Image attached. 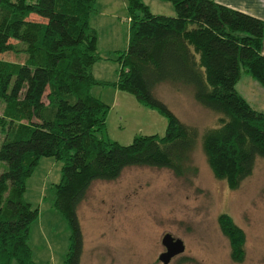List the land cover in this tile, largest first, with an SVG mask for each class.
<instances>
[{
  "label": "trees",
  "instance_id": "trees-1",
  "mask_svg": "<svg viewBox=\"0 0 264 264\" xmlns=\"http://www.w3.org/2000/svg\"><path fill=\"white\" fill-rule=\"evenodd\" d=\"M125 50L118 52L116 80L97 82L99 60L88 20L96 0H0V264H34L27 244L37 216L23 201L25 180L41 157L61 163L53 207L70 230L63 264H79L81 234L76 210L94 181L109 182L128 167L187 171L198 140L157 100L160 84L191 91L192 100L218 115L217 127L200 137L205 162L230 190L264 160V112L235 90L241 70L264 89L260 20L210 0H160L174 16L151 14L143 0H124ZM17 55H24L17 62ZM110 86L166 119L161 137L137 135L122 146L106 138L108 107L89 94ZM47 102L44 105L42 97ZM72 99V100H71ZM230 259L241 262L244 235L229 216L217 218Z\"/></svg>",
  "mask_w": 264,
  "mask_h": 264
},
{
  "label": "rangeland",
  "instance_id": "rangeland-1",
  "mask_svg": "<svg viewBox=\"0 0 264 264\" xmlns=\"http://www.w3.org/2000/svg\"><path fill=\"white\" fill-rule=\"evenodd\" d=\"M145 1L152 14L174 16L169 3ZM117 17L111 23L94 15L97 23H88L95 32L99 56L91 75L99 83L116 80V56L126 48V14ZM23 57L17 55L15 60L22 62ZM113 89L95 85L89 93L108 107V140L125 146L137 135H163V116L127 93L117 90L113 99ZM235 90L249 105L263 110L264 89L242 70ZM152 94L199 136L188 170L176 176L166 169L128 167L113 181L92 182L76 210L82 242L79 264H160L157 256L163 251L160 238L164 233L184 246L183 253L168 264H264V160L255 161L251 175L237 189H228L224 181L212 176L200 147L202 133L216 128L219 116L197 105L189 89L160 84ZM2 110L0 102V116ZM5 129L0 131V143ZM60 167L53 158L41 157L25 180L23 201L37 211L27 240L34 264H63L68 250L70 230L52 205ZM4 168L0 163V172ZM221 214L229 216L244 235L239 263L230 259L228 241L219 230Z\"/></svg>",
  "mask_w": 264,
  "mask_h": 264
},
{
  "label": "crops",
  "instance_id": "crops-1",
  "mask_svg": "<svg viewBox=\"0 0 264 264\" xmlns=\"http://www.w3.org/2000/svg\"><path fill=\"white\" fill-rule=\"evenodd\" d=\"M210 1L218 5L224 6L226 8L243 13L245 15L254 17L262 22L263 35H262L260 52L264 56V0H210ZM143 3L149 10V6L146 4L145 0H143ZM151 4L154 5L155 3L152 2ZM124 9H125L124 0H96L95 6H94V13L90 15L88 23H91V22L97 23V20L96 19L94 20L93 18L94 15L99 16L101 18H109L112 21L111 23H113L118 20L117 16H120L122 12L125 13ZM154 15H157V14H154ZM126 22H127V17H126ZM91 72H92V67H91ZM95 79L97 80V78ZM89 93H90V90H89ZM112 94H113V99H114L116 97L115 94H117V90L113 89ZM252 108H254L256 111L264 112V106L262 108L263 110H261L259 106H256V108L252 106Z\"/></svg>",
  "mask_w": 264,
  "mask_h": 264
},
{
  "label": "water",
  "instance_id": "water-1",
  "mask_svg": "<svg viewBox=\"0 0 264 264\" xmlns=\"http://www.w3.org/2000/svg\"><path fill=\"white\" fill-rule=\"evenodd\" d=\"M160 245L163 248V251L157 256L160 264H168L173 257L180 255L184 251L182 242L168 233L161 235Z\"/></svg>",
  "mask_w": 264,
  "mask_h": 264
}]
</instances>
